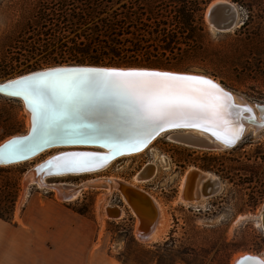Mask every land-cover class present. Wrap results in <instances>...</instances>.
<instances>
[{
    "label": "rangeland",
    "instance_id": "obj_1",
    "mask_svg": "<svg viewBox=\"0 0 264 264\" xmlns=\"http://www.w3.org/2000/svg\"><path fill=\"white\" fill-rule=\"evenodd\" d=\"M215 1L234 4L240 25L211 30L205 14ZM65 64L200 73L264 107V0H0V80ZM25 130L19 102L0 96V142ZM57 152L0 167V215L17 218L31 200L51 199L84 218L97 234L96 250L125 264H231L242 253L264 256L256 217L264 201V127L221 150L186 147L162 136L96 177L48 180L131 182L137 172L148 176L155 169L141 187L162 205L168 227L150 243L136 239L134 217L116 191L105 196L92 183L74 201L58 202L48 189L24 187V175ZM146 162L153 166L142 168ZM192 167L220 181L216 194L195 206L177 199L179 180ZM108 207H124V215L108 217Z\"/></svg>",
    "mask_w": 264,
    "mask_h": 264
},
{
    "label": "snow or ice",
    "instance_id": "obj_2",
    "mask_svg": "<svg viewBox=\"0 0 264 264\" xmlns=\"http://www.w3.org/2000/svg\"><path fill=\"white\" fill-rule=\"evenodd\" d=\"M4 89L22 98L32 115L27 137L0 146V158L9 159L22 158L37 146L61 139L88 143L110 137L111 147L122 151L127 143L122 136L143 143L165 125L227 127L226 117L235 107L226 103L231 96L211 80L152 70L49 69L0 85V91ZM243 111L250 113L251 109ZM247 119L256 118L249 115ZM260 123L264 125V110ZM238 138L239 129L231 137L217 136L226 145ZM107 159L90 152H71L52 157L46 165L49 174L85 172Z\"/></svg>",
    "mask_w": 264,
    "mask_h": 264
},
{
    "label": "bare ground",
    "instance_id": "obj_3",
    "mask_svg": "<svg viewBox=\"0 0 264 264\" xmlns=\"http://www.w3.org/2000/svg\"><path fill=\"white\" fill-rule=\"evenodd\" d=\"M227 3L223 7V5ZM238 8L234 4L224 1H215L209 5L206 10L205 19L208 22V25L211 30L218 32H226L234 27L240 25L238 21ZM66 65H55L50 67H45L36 71L27 72L24 74L16 75L14 77L0 80V84L7 83L9 81L16 80L20 77L27 76L32 73L42 72L56 67H67ZM115 67V66H114ZM120 70H126L124 67H120ZM128 69H142V70H153V71H162V72H171L176 74H185V75H197L204 77L205 79L213 81L217 84L223 91L227 92L231 96V100L226 101L227 104L235 106L232 110V115L226 117L230 124L225 127L223 125L212 127L205 126L201 124L200 126H186V127H169L164 126L162 129H157L152 132L150 136L144 139L143 143L136 142L133 138L128 136H122V139L126 141V146L123 147L122 151H117L111 144L113 143L112 138L96 139L88 143H70L67 140H57L53 143L47 144H63L61 147L46 148L41 150V152L34 157L29 158L28 160L22 162H16L8 164V161L15 158L9 159L4 157L0 158V167H9L24 164L31 162L32 160L40 157L43 154H48L51 151H58L52 156H48L39 164L32 169H30L23 178V183L27 185H35L38 189H48L52 191L55 196L61 199V201L70 202L73 201L80 191L85 189L86 186L94 183L95 186H100L99 190H103L105 196L110 194L112 191L118 193L119 199L123 203V206L134 217V235L138 241L150 243L159 241L162 236L165 234L168 227V215L166 214L162 205L156 201L153 197L150 196L146 191L143 190L141 184L146 183L150 180V176L153 174L155 169L151 170L150 175L143 176L144 171L137 172L133 177L131 182L120 181L118 179L110 180L105 179V177H99L97 179H91L79 185H73L68 183H59L54 184L48 182L51 178H62L66 176H84V175H94L102 173L107 170L114 162L122 158H131L143 153L150 145L154 143L157 138L165 136L167 140L171 143L179 144L186 147L196 148L200 150H221L229 149L231 145H226L222 139H217V136L231 137L233 132L239 129V138L235 141L237 142L241 139L248 130H251L252 133L258 131L261 127H264L260 123V117L264 107L254 106L247 104L246 101L240 98L238 95L232 93L229 89L225 88L220 82L211 76L200 74V73H191V72H175L170 70L154 69V68H142V67H129ZM4 93H8L11 89L2 90ZM17 99V100H16ZM19 102L22 113L25 118L26 130L24 133L18 135H13L14 137L26 136L31 131V120L32 115L28 107H26L25 102L22 98H16ZM244 108L251 109L252 115L256 118L255 120L247 119L249 114L244 113ZM239 118V119H238ZM250 122V123H248ZM253 122V123H252ZM198 129H197V128ZM230 134V135H229ZM11 137V136H10ZM10 137L5 138L0 142L2 144L4 141H7ZM238 144V143H237ZM236 144V145H237ZM45 145V144H44ZM108 145V146H103ZM235 145V146H236ZM39 147V146H37ZM36 148V147H35ZM3 151L0 150V152ZM71 152H90L95 153L101 157H108L104 166L85 172H62L60 174H49L51 171L46 162L49 161L52 157L61 155L63 153ZM30 153V152H29ZM28 154V153H27ZM37 160V159H36ZM102 165V164H101ZM153 166V162H146L142 168ZM156 167V166H155ZM154 167V168H155ZM196 172V175H192L193 172ZM104 173V172H103ZM155 173V172H154ZM191 178V180H190ZM218 178L215 175L210 174L209 172L201 171L197 168H188L187 171L181 176L180 182L178 185V200L185 205H201L210 195H207L209 192L208 187L203 190V184ZM109 182V183H108ZM218 182H220L218 180ZM209 183H205L208 185ZM102 185H105L102 187ZM220 187V183H219ZM218 187V189H219ZM26 190V189H25ZM103 193V192H102ZM104 196V197H105ZM149 200V201H148ZM148 201V202H147ZM122 207H108L105 208V213L108 217L111 218H120L124 215V209ZM156 212V219L153 222L150 220V212ZM264 201L261 204L257 212L258 226L261 229L262 235L264 237ZM154 212V215H155ZM116 213V217L113 215ZM149 215V216H148ZM153 215V213H152ZM153 215V216H154ZM254 261H259L260 264H264V256L251 254V253H242L235 256L231 264H254Z\"/></svg>",
    "mask_w": 264,
    "mask_h": 264
},
{
    "label": "crops",
    "instance_id": "obj_4",
    "mask_svg": "<svg viewBox=\"0 0 264 264\" xmlns=\"http://www.w3.org/2000/svg\"><path fill=\"white\" fill-rule=\"evenodd\" d=\"M97 239L80 215L34 199L17 218H0V264H125L96 250Z\"/></svg>",
    "mask_w": 264,
    "mask_h": 264
},
{
    "label": "water",
    "instance_id": "obj_5",
    "mask_svg": "<svg viewBox=\"0 0 264 264\" xmlns=\"http://www.w3.org/2000/svg\"><path fill=\"white\" fill-rule=\"evenodd\" d=\"M227 3H225L224 5H223V7H226L227 5H226ZM226 5V6H225ZM120 67H112V66H97V65H68L67 67H56V68H51V69H63V70H78V69H119ZM129 67H124V69H126V70H129L128 69ZM120 70V69H119ZM138 70H142V69H138ZM47 71V70H46ZM153 71V70H152ZM37 73H39V72H37ZM32 74H34V73H32ZM30 75V74H29ZM28 76V75H27ZM23 77H26V76H23ZM21 78V77H20ZM19 79V78H18ZM5 83H3V84H0V85H4ZM0 96H3V97H6V98H8V99H16V98H20V97H14V96H11V95H8V94H6V93H4V91H0ZM17 100V99H16ZM248 102V101H247ZM246 102V103H247ZM249 103V102H248ZM247 103V104H248ZM244 113H247V114H249V115H251V116H253L252 114V111L249 113V112H244ZM253 121V120H252ZM248 123H250V122H248ZM253 123V122H252ZM197 128V127H196ZM198 129V128H197ZM30 133V132H29ZM29 133L26 135V136H19V137H14V136H11L7 141H4L2 144H0V146H5V145H7L11 140H13V139H17V138H21V137H27L28 135H29ZM230 135V134H229ZM223 137H225V136H223ZM230 137V136H229ZM240 140V139H239ZM239 140L236 142H234L233 143V145H231V147H234L238 142H239ZM61 146H64L63 144H45V145H43V146H39V147H36L35 148V150L34 151H32V152H30V153H28V154H26L24 157H22V158H15V159H13V160H10V161H8V164H12V163H16V162H22V161H25V160H28L29 158H31V157H34L35 155H37V154H39L40 152H41V150H45L46 148H53V147H61ZM0 150H2V148H0ZM1 159H3V158H1ZM102 165L100 166V167H102V166H104V164H105V162H102L101 163ZM100 167H97V168H100ZM97 168H94V169H97ZM93 169V170H94ZM194 174L196 175V172L194 171L193 173H192V175L194 176ZM190 180H191V178H190ZM109 183V182H108ZM205 183H209L208 185H205ZM204 184H203V190L205 189V188H207L208 187V189H209V192L207 193V195H210V196H213L214 194H216V192L218 191V187H219V182H218V180L217 179H214V180H211V181H209V182H205ZM206 190V189H205ZM149 201V200H148ZM147 201V202H148ZM154 212H155V210H154ZM154 212H150V220H152L153 222L155 221V217H156V212H155V215H154ZM152 213H153V215H152ZM115 217L117 216L116 215V213L115 214H113ZM137 240H139L138 238H137Z\"/></svg>",
    "mask_w": 264,
    "mask_h": 264
},
{
    "label": "trees",
    "instance_id": "obj_6",
    "mask_svg": "<svg viewBox=\"0 0 264 264\" xmlns=\"http://www.w3.org/2000/svg\"><path fill=\"white\" fill-rule=\"evenodd\" d=\"M0 218H2V219H7L6 217H4L3 215H0Z\"/></svg>",
    "mask_w": 264,
    "mask_h": 264
},
{
    "label": "flooded vegetation",
    "instance_id": "obj_7",
    "mask_svg": "<svg viewBox=\"0 0 264 264\" xmlns=\"http://www.w3.org/2000/svg\"><path fill=\"white\" fill-rule=\"evenodd\" d=\"M214 196V195H213ZM212 197V196H211Z\"/></svg>",
    "mask_w": 264,
    "mask_h": 264
}]
</instances>
